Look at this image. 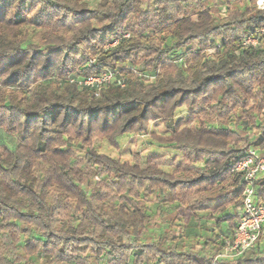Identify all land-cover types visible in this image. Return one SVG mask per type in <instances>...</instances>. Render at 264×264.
Returning a JSON list of instances; mask_svg holds the SVG:
<instances>
[{
    "label": "trees",
    "instance_id": "1",
    "mask_svg": "<svg viewBox=\"0 0 264 264\" xmlns=\"http://www.w3.org/2000/svg\"><path fill=\"white\" fill-rule=\"evenodd\" d=\"M143 4L46 0L28 18L35 0H0V129L16 137L13 148L0 145V264H264L262 234L236 261L215 262L222 245L186 248L175 229L205 213L228 221L233 238L243 186L236 165L249 148L264 151V48L238 42L264 27V7ZM97 16L106 22L96 26ZM74 50L86 58L77 73ZM140 52L144 68L127 73ZM106 68L126 86L111 83L96 96L69 81ZM158 121L165 134L155 138L181 153L167 159L170 171L151 163L163 153L142 164L96 148V137L117 146ZM257 191L264 201V175Z\"/></svg>",
    "mask_w": 264,
    "mask_h": 264
},
{
    "label": "built area",
    "instance_id": "2",
    "mask_svg": "<svg viewBox=\"0 0 264 264\" xmlns=\"http://www.w3.org/2000/svg\"><path fill=\"white\" fill-rule=\"evenodd\" d=\"M257 5L264 7V0H257ZM222 12L225 13L226 9L222 8ZM129 36L128 33L124 35V37ZM118 42L119 39L114 44ZM218 44L221 45L220 42ZM238 46L264 48V27L253 28L249 33L241 36ZM206 53L214 58L216 47L209 48ZM95 62V58L90 59L87 62V68H93ZM152 79H155V77H152ZM69 81L76 83L80 88L92 90L96 96L100 95L103 87L111 83H116L121 87L126 86L124 76L110 68L90 75L71 77ZM235 170L243 177L242 203L233 238L227 242L225 251L238 258L258 242L264 230V201L257 191V180L264 175V151L254 147L249 148L246 156L238 161ZM135 264L151 263L144 261Z\"/></svg>",
    "mask_w": 264,
    "mask_h": 264
},
{
    "label": "rangeland",
    "instance_id": "3",
    "mask_svg": "<svg viewBox=\"0 0 264 264\" xmlns=\"http://www.w3.org/2000/svg\"><path fill=\"white\" fill-rule=\"evenodd\" d=\"M27 1L30 2L31 0H27ZM86 1L90 3L91 7H94V5L99 0H86ZM208 1L210 5L221 4L222 2H229V4H231L232 6L239 8V9H243L246 6V4L249 3L250 0H208ZM35 2H36L35 9L27 13L28 18L32 16V14L36 13L39 10L45 9L46 7V0H35ZM147 3H148V0H144V4H143L144 8H147ZM50 12H54V11L50 10ZM105 22L106 20L104 18L97 16V19L95 20L94 24L96 26H101ZM108 47L109 46L107 45L105 49H107ZM81 54H82L81 50H77V51L74 50L73 52H69L70 59L73 61L72 64H70L69 68L72 69L74 73H77L80 68L81 69L84 68V65L86 64V58L84 59L81 56ZM141 56H142V53L140 52L137 55H131L127 59L128 61L132 62V64H134V67H136L134 69L133 68L127 69L128 67H126L125 70L127 71V73L128 72L130 73L131 70H135L134 72L136 73L137 70L141 71L142 68H144V66L140 65V62H139V58ZM125 65L128 66L129 65L128 62H126L124 66ZM119 66L122 67L121 64ZM153 82H155V80L153 81L149 80V81H146V84L149 85ZM186 114H187L186 112L182 114H178L177 118L182 117V116L185 117ZM187 124L194 126L196 125V122L189 121ZM156 134H160V135L165 134L163 124L160 121L152 123L149 133L146 135H140V136L127 135V136L120 137L118 140L119 144L117 146L111 144L107 140H102L100 138L101 136L96 137L94 142H95L98 152L101 154L109 155V156L116 157V158L118 157L123 160H129L132 162L137 161L142 164H145L149 156H151L152 154L163 153V158L155 157L151 160V163L160 164L163 168L170 171L172 170L173 167H170L168 165L167 159L175 158L179 160L181 158V153L174 151V149L171 147H166V146L161 145V143L157 140V138H155ZM15 143H16V137L1 128L0 129V145L5 144L9 148H13ZM164 160H167V161H164ZM95 182H97V178L92 179V183H95ZM147 204L153 213L157 211V202L155 200L153 201L148 200ZM188 227H191V226H188ZM210 229H211L210 224H207V226H203L202 228L198 230L189 229L187 232H189L190 235L186 238L185 243H187L188 245H192L193 243L199 242L211 232ZM154 230L156 234L157 233L160 234L162 232V227L156 226Z\"/></svg>",
    "mask_w": 264,
    "mask_h": 264
},
{
    "label": "crops",
    "instance_id": "4",
    "mask_svg": "<svg viewBox=\"0 0 264 264\" xmlns=\"http://www.w3.org/2000/svg\"><path fill=\"white\" fill-rule=\"evenodd\" d=\"M225 8V7H223ZM226 9V8H225ZM223 16H226V12L223 13ZM227 214H232L234 213L233 209H229L226 211ZM207 224L211 225L210 233L205 236L204 239L200 240L199 242L193 243L192 245H188L185 243L186 238L190 235L189 232H187L189 229L190 230H198L202 228L203 226H207ZM191 226V227H188ZM184 228V232L180 234V230ZM176 235L177 237H181L182 235L184 236V244L186 248L196 246V249L198 251H201L204 244L208 242L210 239L213 241L217 242L218 244L222 245V248L215 254L214 256V261H231L234 262L236 261L237 258L233 257L232 254L226 253L225 251V242H228L231 237V231L229 228V222L224 221L222 223H217V220L215 218H210L207 217L205 213H200L198 218H193L185 227L183 221L179 220L177 221V226H176ZM263 239L261 241V246L264 248V230H263ZM180 240V239H179ZM173 241L172 244L175 246L178 245V241ZM180 248V246L178 247ZM211 251V249H209ZM208 250V252H209Z\"/></svg>",
    "mask_w": 264,
    "mask_h": 264
}]
</instances>
